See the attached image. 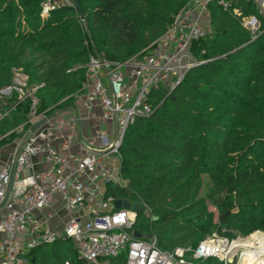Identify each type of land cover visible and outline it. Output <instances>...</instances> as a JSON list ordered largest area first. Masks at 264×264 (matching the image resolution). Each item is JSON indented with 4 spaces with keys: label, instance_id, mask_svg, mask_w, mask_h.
Wrapping results in <instances>:
<instances>
[{
    "label": "trees",
    "instance_id": "obj_1",
    "mask_svg": "<svg viewBox=\"0 0 264 264\" xmlns=\"http://www.w3.org/2000/svg\"><path fill=\"white\" fill-rule=\"evenodd\" d=\"M41 1L0 0V91L20 68L38 86L37 114L73 104L89 54L123 63L148 51L189 0H74L78 8L60 6L44 17ZM232 8L241 16L210 5L211 33L190 47L198 64L168 96L153 90L154 111L135 118L122 137L126 189L105 185L106 195L148 208L156 219L138 213L132 229L162 250L188 249L185 264H223L191 253L213 232H264V31L251 38L241 24L254 14L251 4L233 0ZM28 107L15 92L0 96V113L10 109L0 117V147L26 131ZM74 252L71 239L60 237L27 257L29 264H81ZM124 260L125 252L112 259Z\"/></svg>",
    "mask_w": 264,
    "mask_h": 264
},
{
    "label": "built area",
    "instance_id": "obj_2",
    "mask_svg": "<svg viewBox=\"0 0 264 264\" xmlns=\"http://www.w3.org/2000/svg\"><path fill=\"white\" fill-rule=\"evenodd\" d=\"M243 1L253 6L254 14L242 16L241 24L254 38L264 31V0ZM212 3L241 16L237 8H232L233 0H189L148 51L123 63L89 54L80 93L83 92L88 109L93 103L99 105L100 120L114 123L116 133L112 137L108 130L97 127L91 136L78 142L75 150L71 148L77 119L70 113H60L29 133L28 129L45 115L37 114L38 86L29 85L20 68L12 69L11 84L0 93L15 92L18 101L29 99V107L23 124L27 129L15 142L17 148L23 141L18 153L15 155V148L10 158L0 163V264H29V251L60 237L72 240L76 260L85 264H113L112 259L121 252H125L123 264L186 263L184 254L188 249L169 252L160 249L152 236L134 237L136 213L130 208H114L115 198L106 195L105 185L126 189L118 152L122 137L135 118L154 111L156 106L150 100L153 90L160 88L168 96L187 70L198 64L190 47L193 41L211 33ZM64 5L72 4L69 0H42L40 15L47 16ZM10 109L0 113V117ZM37 154L43 155L46 168L32 171ZM10 177L11 187L6 196ZM55 201L67 215L58 227L49 222L53 216L49 210ZM142 206L151 218L149 209ZM43 211V219L35 215ZM231 242L232 239L213 232L191 253L194 259L215 258L233 264L227 261L237 252L231 249ZM63 264L73 263L68 259Z\"/></svg>",
    "mask_w": 264,
    "mask_h": 264
},
{
    "label": "crops",
    "instance_id": "obj_3",
    "mask_svg": "<svg viewBox=\"0 0 264 264\" xmlns=\"http://www.w3.org/2000/svg\"><path fill=\"white\" fill-rule=\"evenodd\" d=\"M72 105L76 109L77 127H76V131L74 134L73 145H72L71 150L76 149V145L78 144V142H83L87 137L91 136L93 130L97 127L108 130V132H110V135L112 137H114V135L116 133L115 124L111 123V122H106V121L100 120L101 109L97 103H93L91 105V108L88 109L85 105V98H84L83 92L79 93L78 95L75 96L74 102ZM63 113H65V114L70 113V114L74 115L73 111L70 109L63 112ZM65 130L66 129H64V131ZM12 147H14L13 143L7 144L4 147L3 146L1 147L2 152L0 153V163H3L10 158L11 154L14 152ZM33 162H34V165L32 167V171H41L42 169L46 168V163L43 160L42 154L35 155L33 157ZM120 199L124 200L125 198H120ZM129 202L134 203L136 201H134V202L129 201ZM136 203H138V202H136ZM44 212L45 211L37 212V213H35V215L38 218L43 219L44 214H45ZM46 212H48V211H46ZM50 212L53 213V216L49 220L50 224H52L56 227L61 226V224L63 223L62 221L65 220L67 217L65 212L62 210L61 205L55 201L53 204V207L49 210V213ZM151 219H152V217H151ZM143 236L144 235H142L141 237H143ZM71 242H72V240H71ZM72 244H73V242H72ZM73 247H74V244H73ZM74 256H75V254H74ZM80 263L85 264L83 262H80ZM113 264H114V262H113Z\"/></svg>",
    "mask_w": 264,
    "mask_h": 264
},
{
    "label": "water",
    "instance_id": "obj_4",
    "mask_svg": "<svg viewBox=\"0 0 264 264\" xmlns=\"http://www.w3.org/2000/svg\"><path fill=\"white\" fill-rule=\"evenodd\" d=\"M70 1V3L73 5V6H75L76 8H78V5L76 4V2L74 1V0H69ZM80 19H81V21L82 22H84V16L80 13ZM3 91V90H2ZM1 91V92H2ZM6 92V91H5ZM72 110L73 111V114H74V117L77 119V116H76V109H75V107L73 106V105H65V106H62V107H59V108H55V109H53L52 111H50L49 113H47V114H45L43 117H41L39 120H37L29 129H28V131H29V133H32V132H34L37 128H39L40 126H42L44 123H46L48 120H50V119H52L54 116H56V115H58V114H60V113H63V112H65V111H67V110ZM23 143V141H21L20 142V144L17 146V148H16V151H15V155L18 153V151H19V148H20V145ZM14 165V163L12 164V166ZM11 182H12V180H11V177H10V179H9V181H8V185H7V193H6V196L8 195V193H9V190H10V187H11ZM113 204H114V208H116V209H120V208H126V209H128V208H130L133 212H135L136 214H138V213H142V214H144V215H146L147 214V211L146 210H144L143 209V206L141 205V204H139V203H136V202H134V203H132V204H130V202L128 201V200H126V199H124V200H121V199H115L114 200V202H113ZM228 212H226V214H227ZM156 219V217H152V220H155ZM133 235H134V237H136V238H140L142 235L140 234V233H138L136 230H133ZM144 238H149L150 237V235L149 234H145L144 236H143ZM227 261L229 262V263H231V261H232V259H227Z\"/></svg>",
    "mask_w": 264,
    "mask_h": 264
},
{
    "label": "bare ground",
    "instance_id": "obj_5",
    "mask_svg": "<svg viewBox=\"0 0 264 264\" xmlns=\"http://www.w3.org/2000/svg\"><path fill=\"white\" fill-rule=\"evenodd\" d=\"M233 251H241L240 264H264V233L254 231L245 238H234L231 242ZM229 256L227 259H231Z\"/></svg>",
    "mask_w": 264,
    "mask_h": 264
},
{
    "label": "rangeland",
    "instance_id": "obj_6",
    "mask_svg": "<svg viewBox=\"0 0 264 264\" xmlns=\"http://www.w3.org/2000/svg\"><path fill=\"white\" fill-rule=\"evenodd\" d=\"M5 93H0V96L2 95H4ZM15 142H17L16 140L14 141V142H12L13 143V146L14 147H12V149L14 150L16 147V144H15ZM5 146V145H4ZM3 146V147H4ZM264 233V232H263ZM247 235H241V234H237L236 235V237H234V238H238V237H240V238H245ZM223 238H225V239H228V240H233L234 238L233 237H231V236H225V235H223ZM241 251H239V250H237V252H236V255L232 258V263L233 264H236V263H238L239 261H240V256H241V253H240ZM223 264H226V263H224V262H222ZM228 264V263H227ZM238 264H240V262L238 263Z\"/></svg>",
    "mask_w": 264,
    "mask_h": 264
}]
</instances>
